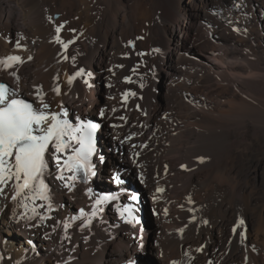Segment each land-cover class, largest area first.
<instances>
[{"label": "bare ground", "instance_id": "obj_1", "mask_svg": "<svg viewBox=\"0 0 264 264\" xmlns=\"http://www.w3.org/2000/svg\"><path fill=\"white\" fill-rule=\"evenodd\" d=\"M188 1L0 0V60L22 58L11 68L0 65V80L34 107H41L42 97L46 111L77 127L103 112L93 155L105 148L100 162L107 159L108 174L119 169L126 188L139 191L153 226L146 243L132 212L123 211L137 193L124 196L111 180L102 190L115 199L98 206L90 225L81 229L72 221L65 233L62 222L81 209L92 211L96 199L85 191L97 167L92 155L90 177L70 181L69 190L56 178L50 146L43 179L54 210L37 211L51 219L21 218L20 201L6 188L0 195V264H126L144 250L154 264H264V31L254 36L256 61L241 54L245 45L237 36L219 40L232 51L214 45L208 57L197 54L194 35L204 7L216 0ZM189 57L215 82L205 91L181 69ZM155 84L164 87L163 108L140 99V85ZM190 85L200 97L186 89ZM162 118L175 122L162 127ZM251 146L257 155L244 163ZM129 205L142 211L139 203Z\"/></svg>", "mask_w": 264, "mask_h": 264}, {"label": "snow or ice", "instance_id": "obj_2", "mask_svg": "<svg viewBox=\"0 0 264 264\" xmlns=\"http://www.w3.org/2000/svg\"><path fill=\"white\" fill-rule=\"evenodd\" d=\"M56 31L59 33V26ZM57 41L60 42L59 37ZM16 47H20L19 42ZM64 47L67 48V44ZM20 62H22L21 57L9 56L0 60V65L11 68L14 63ZM81 72L83 69L76 75H80ZM71 82L70 78L69 83ZM54 90L59 92L58 88ZM123 95L126 98L129 93ZM40 105L41 107L37 108L33 103L17 98L14 90L0 83V195H4L5 189L11 186L13 191L11 199L13 201L19 199L20 207L23 209L20 217L29 221L39 218L43 222L51 217L38 212L37 209L43 208L47 212L54 210L49 186L43 179L48 169L45 154L51 146L57 167L56 178L62 181L63 187L71 190L73 185L70 181L77 178L76 173L82 172L86 179L92 172L90 158L95 151L94 138L99 125L89 122L82 123L78 127L74 126L68 120L61 119L58 114L46 111L49 105L43 102L42 97H40ZM114 179L117 183H122L118 176ZM109 199L115 197L108 195L99 197L93 204L90 214L81 209L78 216L62 222L65 233L71 227L72 221H80L81 229L90 225L100 210L98 206ZM132 199L135 200L136 197L132 196ZM120 215L123 216L124 212H120ZM240 223L242 224L243 221ZM208 264L212 262L209 261Z\"/></svg>", "mask_w": 264, "mask_h": 264}, {"label": "rangeland", "instance_id": "obj_3", "mask_svg": "<svg viewBox=\"0 0 264 264\" xmlns=\"http://www.w3.org/2000/svg\"><path fill=\"white\" fill-rule=\"evenodd\" d=\"M256 1H257V4L249 5L248 0H216L215 4L212 7H207V8L204 7L203 12H204V16H205V19H204L205 22L203 21L201 23V25L198 26L197 31L194 35V41L197 40V42H198L197 46L199 47V49H197L198 47L195 49V52L197 54L199 53V54H203L205 56L207 55V57H208L209 56L208 54H210L209 53L210 47L214 46V45H215V47L217 45L218 47H220L223 50H229V51L231 50L232 51L233 50L232 44H230V43H219V40L220 39L224 40L223 38H225V37L237 36L239 39L244 41L243 44L245 45V48H244L245 50H243L241 52V54L243 53L244 57H249L253 61L258 60L259 51H258L257 42H256L254 36L258 34L259 30L264 31V15L261 16V18L259 16V8L260 7L262 8V10L264 12V0H256ZM181 3L183 6H187L189 1L187 0V3H186V0H181ZM146 4H148V3H146ZM206 16L208 19L206 18ZM183 33L184 32H180V35L182 36ZM178 34L179 33L177 31V28H176L173 32V35L171 36V39H170L171 43L177 42ZM184 37H185L184 40L186 41L188 38V35L185 33ZM184 40L180 41V42L185 43ZM224 42H226V41L224 40ZM239 50L241 51V49H239ZM156 53H157V55H154V56H156L157 59H156V57L153 56L154 60H158V58H160V56H161V54L159 52H156ZM158 54H160V56ZM141 55H142V57H144L145 52L141 53ZM254 57H256V58L254 59ZM240 65H242V62L240 63ZM201 68H200L199 64L197 63V59H195L193 57H189L186 60L185 65L181 69L183 70V72L187 73L188 77L190 76L189 77L191 80L190 82L197 81L198 83H200V86L202 87L201 90L205 91V89L212 86V84L214 85L215 82H214L212 76L209 74V72H206L204 68L203 69H201ZM0 83H6L7 84V82L5 80H0ZM203 85H204V87H203ZM137 86H138V84L136 85V88H137ZM140 86L142 89L139 88V90H141V91L140 92L138 91V93H139V96L141 97L140 99L142 102H144L145 104H147V102H148V104H153V105L157 106L158 108L164 107V101L162 99V95H163L162 93H164L163 85H161V84L156 85L155 84V86L152 88H150L148 86L147 87L142 86V85H140ZM9 88H10V86H9ZM186 89H188V91L191 93L194 92L195 96H197V97L201 96V92L198 91L192 85H190L189 87H186ZM228 90H229V92H231L232 88L229 87ZM151 99H153L152 100L153 102L151 101ZM97 101L99 104L104 103L103 95H102V93H100V91H99V93H97ZM88 111H87V116L89 113ZM89 117H91V116H89ZM94 117H97L101 121V123H103V125L105 124L104 119L101 116H94ZM162 119H164V120H161V121L159 120L161 123L160 126L163 125L162 127H164V126L166 127V125L170 126L173 122H175L174 119H172V118H168V119L162 118ZM162 122H164V124ZM101 137H104V136L101 135ZM104 151H105V148H101V149L99 148L97 150V152L92 157V159L95 161L96 167H97L94 170V174H97V175L94 177V182H92L88 186V188L86 189L85 192L89 193V194L91 193V195L95 199L102 197L104 195H108L110 197H113L112 194L103 192L102 188L104 186H107L108 185L107 182L111 181L112 176L115 175V177L118 176L120 178V180L122 181V183H117L116 180H114V181L112 180V183L117 184V187L115 190H117V191L119 190L122 192L125 191L124 196L129 195L130 193H133V194L137 193L138 194V192H139L138 190L136 191V189H134V188L131 190L126 188V185H127L126 179L127 178L124 180L121 179V176H120L121 171L119 169L113 170L111 175L108 174L107 159L104 158L103 161H101V162L99 160V157L104 155ZM255 155H257L256 148H255V146H251L250 150L248 149V151L245 153L243 162L247 163L248 161H250L251 157H254ZM113 156L116 157L118 155H113ZM259 180H261V179H259ZM262 180H263V178H262ZM135 183H136L135 186L137 188H140V182L138 180H135ZM132 196L133 195H129L128 198H130ZM109 200H112V199H109ZM145 201H147V200L145 199ZM129 203L130 202H128L127 204L129 205ZM64 205H66V203H62V207H64ZM134 205H135V203H134ZM139 205H141L142 211H139L138 208H136L137 206L135 207L137 210H135L134 207L130 206V208L127 209L128 210L127 212H132V217L134 219L133 221L135 223L134 226L143 232L142 234H144V235H142L141 237L145 238V240H146L145 242L147 243L148 241H150L153 238V226L146 219V213L145 212H146V206L148 207V203L146 202V204H144L140 200ZM144 207H145V209H143ZM108 211L109 210L107 209V207L102 208L103 214H106ZM123 211H125L124 207H123ZM140 220H141V223L139 222ZM1 242L5 243L4 241H1ZM9 257L10 256L7 255V257H5L6 260H8ZM135 258H136L135 262L137 261L140 264H154L152 262V259H151V254H149L146 250H144V252L141 255H138ZM160 264H167V263H160Z\"/></svg>", "mask_w": 264, "mask_h": 264}, {"label": "trees", "instance_id": "obj_4", "mask_svg": "<svg viewBox=\"0 0 264 264\" xmlns=\"http://www.w3.org/2000/svg\"><path fill=\"white\" fill-rule=\"evenodd\" d=\"M183 38H185V37H184V34H183ZM94 121H95L96 123H98V124H101V123H100L99 121H97V120H94Z\"/></svg>", "mask_w": 264, "mask_h": 264}, {"label": "water", "instance_id": "obj_5", "mask_svg": "<svg viewBox=\"0 0 264 264\" xmlns=\"http://www.w3.org/2000/svg\"><path fill=\"white\" fill-rule=\"evenodd\" d=\"M140 223H141V221H140ZM137 224V223H136Z\"/></svg>", "mask_w": 264, "mask_h": 264}]
</instances>
